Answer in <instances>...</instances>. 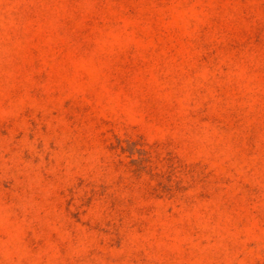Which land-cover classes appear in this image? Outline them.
<instances>
[{
  "label": "rangeland",
  "instance_id": "obj_1",
  "mask_svg": "<svg viewBox=\"0 0 264 264\" xmlns=\"http://www.w3.org/2000/svg\"><path fill=\"white\" fill-rule=\"evenodd\" d=\"M0 264H264V0H0Z\"/></svg>",
  "mask_w": 264,
  "mask_h": 264
}]
</instances>
